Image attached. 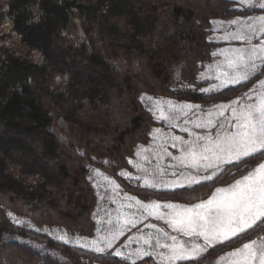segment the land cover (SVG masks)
<instances>
[{
  "label": "trees",
  "instance_id": "obj_1",
  "mask_svg": "<svg viewBox=\"0 0 264 264\" xmlns=\"http://www.w3.org/2000/svg\"><path fill=\"white\" fill-rule=\"evenodd\" d=\"M238 7V0H0V264H154L81 245L109 209L101 175L140 201L193 205L264 161L263 149L175 190L131 178L139 148L164 129L143 95L224 103L264 77L263 63L246 82L199 92V76L225 45L212 41L213 21L264 14ZM262 236L264 218L177 264H217Z\"/></svg>",
  "mask_w": 264,
  "mask_h": 264
},
{
  "label": "rangeland",
  "instance_id": "obj_2",
  "mask_svg": "<svg viewBox=\"0 0 264 264\" xmlns=\"http://www.w3.org/2000/svg\"><path fill=\"white\" fill-rule=\"evenodd\" d=\"M239 10H262L264 0H238ZM212 41L225 43L199 76L200 93L221 91L255 76L264 63V14L215 20ZM142 101L164 125L139 148L131 176L142 188L175 190L209 181L228 164L264 149V77L241 98L203 105ZM107 197L99 232L83 248L129 261L154 264L200 258L207 246L224 243L264 218V161L242 178L216 189L205 201L181 205L140 201L107 177L98 178ZM106 196V195H105ZM217 264H264V236L222 255Z\"/></svg>",
  "mask_w": 264,
  "mask_h": 264
}]
</instances>
